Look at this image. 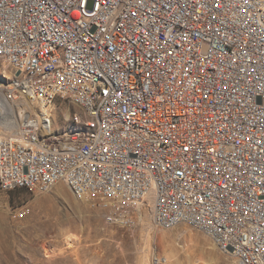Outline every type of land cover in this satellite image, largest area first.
<instances>
[{
  "label": "built area",
  "instance_id": "1",
  "mask_svg": "<svg viewBox=\"0 0 264 264\" xmlns=\"http://www.w3.org/2000/svg\"><path fill=\"white\" fill-rule=\"evenodd\" d=\"M42 1L0 0V54L14 78L0 89V124L21 127L0 134V190L48 193L69 178L106 184L111 194L123 189L119 210L141 213L151 203L157 229L196 226L237 264H257L248 246L264 253V7L253 0H51L42 9ZM46 14L57 18L55 29ZM74 68L102 76V86L124 83L127 98L87 109L90 136L37 137L42 117H30L27 106L16 111L21 96L35 100L50 90L57 98L78 83L84 99L97 97ZM116 89L105 93L108 101ZM109 114L128 115L138 131L108 124ZM193 214L206 224L192 223ZM121 220L103 222L119 227Z\"/></svg>",
  "mask_w": 264,
  "mask_h": 264
},
{
  "label": "rangeland",
  "instance_id": "2",
  "mask_svg": "<svg viewBox=\"0 0 264 264\" xmlns=\"http://www.w3.org/2000/svg\"><path fill=\"white\" fill-rule=\"evenodd\" d=\"M52 102L59 130H66L68 113L79 110L60 98ZM58 185L48 193L0 190V252L16 260L11 264H144L151 246L155 260L168 255L178 264H225L224 254L212 250L215 243L201 232L180 226L162 239L152 220L143 226L135 218L124 228L110 227L103 222L106 211L101 200L90 197L85 204L83 197ZM150 230L156 233L152 243L147 239ZM68 234L76 241L67 243Z\"/></svg>",
  "mask_w": 264,
  "mask_h": 264
},
{
  "label": "bare ground",
  "instance_id": "3",
  "mask_svg": "<svg viewBox=\"0 0 264 264\" xmlns=\"http://www.w3.org/2000/svg\"><path fill=\"white\" fill-rule=\"evenodd\" d=\"M253 5L255 8H263L264 0H253ZM42 9H51V0H43L42 1ZM263 19H264V10H263ZM46 25L48 29H55L57 27V18L54 14H46ZM52 42L60 43L61 42V34H52ZM62 47H70V40H62ZM72 57H79V50H72ZM83 59L75 58V67H82ZM18 71H25V64H18ZM74 75L81 77L82 80H89L92 82V90L97 91V97L93 102H89V99L85 98V91L82 85L78 83H67V89H61L57 94V98L68 101L74 108L79 110V113H75L76 115H82V120L79 118H70L69 119V128L66 130H59V122H58V111L55 104L52 102L55 98L50 99V90L41 91V95H35V100L21 96V103H18L15 108L16 111L21 112L24 108H28L30 112V117L34 118L38 122L42 117V128H37V137H44V135H50L53 133L54 137L61 139H68L70 137H78L80 136H90L93 132V125L89 122L92 121V113L87 112V109H92V111H99L102 108H115L118 106V103L123 99L127 98V87L124 83H117V80H104L103 85V77L95 73L94 71H90L86 68H74ZM12 73L9 71L8 66L4 63V58L0 54V89H8L10 86L14 85V78H12ZM117 88L116 91L113 92V95L110 96V100L108 101V89ZM75 98V99H74ZM42 100H46V104H42ZM82 100V101H80ZM24 106V108H23ZM64 117H67L64 114ZM108 124L110 125H130L131 131H138V123L130 122V118L125 114H109ZM21 130L20 125L10 124L7 121L0 124V134L4 133H19ZM63 184L69 191L72 192L75 196L78 194H84L90 197H95L102 201L103 207L106 211L104 216V221L107 222H116L118 219H125L119 222V227L124 228L131 223L128 221H134L135 219H140L143 222V226L151 225V203H149L150 209L141 210V213L132 212V210H119L120 201L123 198V189H115L111 194V188L107 187L106 184H98L96 187L91 186L87 183H77L76 178H69L68 181L64 182H56L51 187L54 188L57 185ZM58 185V186H59ZM111 195V196H108ZM81 198V197H78ZM85 201V198H81ZM133 213V214H132ZM192 223L194 224H206V216L200 214L192 215ZM153 228V227H152ZM188 228L196 231V226H188ZM154 229V228H153ZM161 234V238L165 239L168 235L169 230H161L158 229ZM157 230V231H158ZM166 231V232H165ZM151 232V230H150ZM148 231L147 239L150 243L153 242L155 232L150 233ZM66 242L76 241V238L72 235H67L65 237ZM190 241V240H189ZM218 247H216L215 246ZM212 244L211 249L218 253H223L225 264H237L236 256L232 253L224 251L222 248L218 246L217 243ZM149 245V244H148ZM151 245V244H150ZM146 247V245H145ZM146 249H148L146 247ZM152 246L149 250H147V254H145V263L144 264H178L177 261H173L168 255L163 259V261L159 258L156 260L154 256L152 257ZM222 254V255H223ZM226 254V255H225ZM248 255L250 257H257V264H264V253H257L255 246H248ZM148 257H151L148 259ZM172 257V256H171ZM152 260H154L152 262ZM11 261L16 262L10 254L1 253L0 252V264H11ZM156 261V262H155Z\"/></svg>",
  "mask_w": 264,
  "mask_h": 264
}]
</instances>
